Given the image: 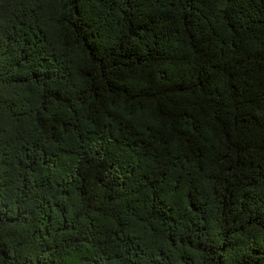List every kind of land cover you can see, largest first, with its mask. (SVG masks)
Here are the masks:
<instances>
[{
	"label": "trees",
	"instance_id": "obj_1",
	"mask_svg": "<svg viewBox=\"0 0 264 264\" xmlns=\"http://www.w3.org/2000/svg\"><path fill=\"white\" fill-rule=\"evenodd\" d=\"M0 264H264V0H0Z\"/></svg>",
	"mask_w": 264,
	"mask_h": 264
}]
</instances>
